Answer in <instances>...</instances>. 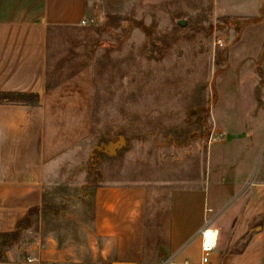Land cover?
<instances>
[{
	"label": "rangeland",
	"instance_id": "obj_1",
	"mask_svg": "<svg viewBox=\"0 0 264 264\" xmlns=\"http://www.w3.org/2000/svg\"><path fill=\"white\" fill-rule=\"evenodd\" d=\"M219 3L98 1L94 21L48 33L49 86L91 71L92 131L73 166L45 189L42 214L10 244L16 259L49 236L79 242L99 186L172 187L201 179L206 166L213 180L221 167L249 163L264 106V0ZM262 154L264 145L253 182Z\"/></svg>",
	"mask_w": 264,
	"mask_h": 264
},
{
	"label": "crops",
	"instance_id": "obj_2",
	"mask_svg": "<svg viewBox=\"0 0 264 264\" xmlns=\"http://www.w3.org/2000/svg\"><path fill=\"white\" fill-rule=\"evenodd\" d=\"M98 1L136 5L149 0H0V96L40 95L33 105L0 103V234L14 232L31 209L42 214L45 189L73 166L91 134V71L46 91L48 33L94 21ZM255 124L259 141L241 171L221 167L212 180L206 166L201 179L172 187L99 186L91 224L79 242L49 236L27 257L41 260L33 264H165L168 259L201 264L200 234L210 225L219 239L209 264H264L263 154L255 182L250 178L264 145V106ZM238 193L237 202L223 212ZM24 259L8 251L0 264Z\"/></svg>",
	"mask_w": 264,
	"mask_h": 264
},
{
	"label": "trees",
	"instance_id": "obj_3",
	"mask_svg": "<svg viewBox=\"0 0 264 264\" xmlns=\"http://www.w3.org/2000/svg\"><path fill=\"white\" fill-rule=\"evenodd\" d=\"M61 28V27H56ZM55 28H49V32ZM49 80L47 79V86L46 91H50L54 87H51L48 85ZM40 95H30V96H19V97H13V96H0V103L1 104H20V105H33L37 104L39 102ZM47 210L52 212H57L56 206H47ZM59 212H57L58 214ZM39 216V210L37 208L31 209L28 213V216L21 220L16 227V230L11 233H3L0 234V263H3L6 261V256L8 251L10 250V244L12 242H16L23 231L26 229H29L33 224V218Z\"/></svg>",
	"mask_w": 264,
	"mask_h": 264
},
{
	"label": "built area",
	"instance_id": "obj_4",
	"mask_svg": "<svg viewBox=\"0 0 264 264\" xmlns=\"http://www.w3.org/2000/svg\"><path fill=\"white\" fill-rule=\"evenodd\" d=\"M87 23L82 22V26H85ZM212 139V138H211ZM213 140V139H212ZM212 144V142H210ZM202 238V259L201 264H209L211 254L217 249L218 239H219V231L212 228L210 225L206 226L200 234ZM33 263H41L40 259H35L33 257L25 258V261L22 264H33ZM173 263L172 259H168L165 264Z\"/></svg>",
	"mask_w": 264,
	"mask_h": 264
},
{
	"label": "water",
	"instance_id": "obj_5",
	"mask_svg": "<svg viewBox=\"0 0 264 264\" xmlns=\"http://www.w3.org/2000/svg\"><path fill=\"white\" fill-rule=\"evenodd\" d=\"M180 25L185 26L186 22L184 20H181L178 22ZM125 144V139L123 137L120 138V141L116 144V146H122Z\"/></svg>",
	"mask_w": 264,
	"mask_h": 264
}]
</instances>
